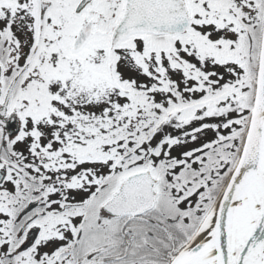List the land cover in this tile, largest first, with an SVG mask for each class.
I'll return each instance as SVG.
<instances>
[{"label":"snow or ice","instance_id":"obj_1","mask_svg":"<svg viewBox=\"0 0 264 264\" xmlns=\"http://www.w3.org/2000/svg\"><path fill=\"white\" fill-rule=\"evenodd\" d=\"M0 264H264V0H0Z\"/></svg>","mask_w":264,"mask_h":264}]
</instances>
